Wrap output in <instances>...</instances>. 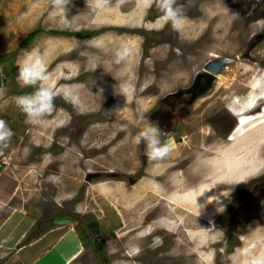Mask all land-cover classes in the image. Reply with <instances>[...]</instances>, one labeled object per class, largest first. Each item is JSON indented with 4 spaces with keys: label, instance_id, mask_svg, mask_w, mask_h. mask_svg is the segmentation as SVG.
Instances as JSON below:
<instances>
[{
    "label": "rangeland",
    "instance_id": "374dc122",
    "mask_svg": "<svg viewBox=\"0 0 264 264\" xmlns=\"http://www.w3.org/2000/svg\"><path fill=\"white\" fill-rule=\"evenodd\" d=\"M129 1L66 0L56 7L51 0H0V120L13 132L7 146L0 145V264H252L264 257V245L253 253L256 218L239 229L246 239L236 249V231L221 219L227 201L239 200V194L248 197L233 181L235 167H250L227 161L228 151L218 149L224 147V133L195 126L205 146L199 149L198 160L204 167L216 166L211 171L217 172L196 189H182L181 172L171 194L156 182L139 179L131 185L127 179L133 176L127 170L135 168L137 158L135 137L152 124L151 109L164 93L185 83L210 54H239V89L236 63H229L233 72H227L229 101L231 90L246 98L252 95L247 85L264 81L258 77L257 64L247 60L248 55L264 58V30L251 35L256 29L252 15H247L249 0H226L237 5L229 8L225 1L223 9L213 6L219 0H211L208 20L193 17L198 0H177V7L185 5L181 15L197 23L183 31L169 23L170 35L160 40L156 32L144 34L154 28L146 25L151 23L145 15L147 4L142 29L115 27L123 23L115 18L117 11L131 10L137 3ZM209 1L202 0V5ZM32 50L39 52L47 67L45 83L57 93L53 110L36 122L15 103L17 96L33 91L17 80L18 61ZM79 73L86 78L73 85ZM204 102L196 103L195 112ZM231 122L227 116L226 129ZM69 141L77 143L59 154L61 145ZM174 143L168 145L172 153L177 152ZM79 149L87 150L86 158ZM198 166L191 163L189 171L196 173ZM86 167L112 168L120 174L86 182L81 170ZM227 183L230 186H220ZM76 201L82 222L74 231L72 223L53 221L61 210L74 208ZM214 219L215 224L222 220L218 229L208 222ZM90 220L99 229L86 228ZM148 230L153 232L147 234ZM72 231L86 238L80 240Z\"/></svg>",
    "mask_w": 264,
    "mask_h": 264
},
{
    "label": "flooded vegetation",
    "instance_id": "af4514ba",
    "mask_svg": "<svg viewBox=\"0 0 264 264\" xmlns=\"http://www.w3.org/2000/svg\"><path fill=\"white\" fill-rule=\"evenodd\" d=\"M195 4L199 8L197 14H195L193 17L201 16V13H203L204 9L202 8V0H198ZM153 5L151 7L148 5L146 10L148 16L147 19L149 22L153 23L154 28L152 30H146L144 34L156 32L157 36H160L156 38L157 40L162 38L165 39V37L170 35L166 30L169 29V23L171 22L166 21L156 7L154 8L153 15L151 16L149 12L150 9L153 8ZM247 11V15H252L251 24L256 30L251 35L255 37L264 30V0H249V9ZM158 18H162L161 22L158 23V25L157 23L154 24ZM181 38H183L182 35L179 37V39L181 40ZM247 60L248 62L257 64V69L259 70L258 77L263 78L264 80V58L256 55H248ZM232 62L236 63V67L234 68L237 71L236 74L238 79L237 77L236 79L238 81L236 84H238L237 88L239 89V54L235 55L234 57H228L213 53L210 54L209 58L201 62V64L196 66V68L190 72L188 80L185 83L177 84L173 89L164 93L157 100L155 106H153L151 109V114L149 115L151 118V125L159 129L162 143L166 144L167 146L169 143H176L177 152L172 153L171 148L169 147V153L163 159L149 160L144 154V145L142 143L139 144L138 147H135V155L137 157L136 159H133L135 168L127 170V173L133 174L132 177L127 176V179L131 185H134L139 179H143L145 182L148 180V182H156V184L163 187L166 194H171L176 189L175 187H177L176 182L177 179H179L177 176L179 175L178 172L182 173L183 180L180 179L182 182V189H193V187L196 189L195 187L200 185V181L204 182L203 180L206 179V176L209 174L211 169L209 170L208 167H204L198 160L201 155V150L199 149L204 148L205 146L200 144L199 136L197 134L198 130L195 129V126L204 125L208 126L209 131L213 130L214 133L219 132L220 134L222 133V135L224 133L222 137L224 138L223 140L226 141L229 133L236 126H239V123L241 122L240 120L243 118L241 113L246 108L253 106L258 97H264V81L256 82L257 80H254L253 82H255L256 85H247V87H249L252 91L253 95H249L250 93L248 92L249 96L246 98H241L239 97L238 90H235L234 92L231 90L232 94L230 97L233 99L230 101L228 100L226 93L229 75L227 72H233V68L229 65V63ZM257 66L255 65V67ZM74 77L75 82L72 81L73 85L76 84L77 80H85L86 78V76L80 73ZM199 100H206V102L201 104L200 109L195 112V107L197 106L196 103ZM248 100L252 101L248 103ZM262 112H264V98L255 108V113ZM225 114H228L227 116H229L232 120L231 124L228 126V129H226L227 116L225 117ZM81 127L78 129V133H81L82 135L84 130L83 126ZM194 139L197 140V142H195ZM75 143L77 142L69 141L64 145H61V148H59L61 152H59V154L67 152V149L71 148V144ZM52 151L56 150L52 149ZM80 153L83 158H86L84 155L87 153V150L81 149ZM55 154L57 155V152H55ZM191 163H193V165L194 163L199 165L196 169V173H191L188 170L187 167L190 169ZM81 170L82 178L86 182H92V180L98 176H108L109 178V176H116L117 174H120L112 168L99 170L92 167H86L85 169ZM237 184H239V187L245 191V197H248L244 198L238 193L239 200L233 201L234 198H231L229 201H227L226 208L223 210L224 213H222L224 216L221 219L223 222H226L227 226H230L236 231L237 239L234 246L236 249L238 247L240 248L243 244L242 241L246 239V236H243L242 233L240 234L239 231L241 230L239 229L245 228L252 218H256L258 225H256V229L251 235V237H254L253 253H256L257 251L262 250L264 245V166L258 171L246 175L242 180L237 182ZM223 185L226 187L225 184ZM244 199L245 201H243ZM78 201L80 202L81 200ZM78 201L72 203L74 208L71 207L70 211L68 209H66V212L63 211L64 209L61 210L60 213L54 216L53 221H56L62 225H66V223H72V229L74 231V227L77 226L78 223L82 222V219H80L81 217H77L79 210L76 209V204ZM244 202L246 203L242 204ZM60 204L61 203H59V205ZM236 204H238V206L235 208V214L230 216L231 209ZM239 204H241V206L247 207H239ZM249 210H251V215L248 214ZM248 217L249 220L245 223V220ZM82 218H84V216ZM162 218L163 217H160L159 219ZM177 218L178 217H176V219ZM156 219L157 216L152 218V220ZM215 220L216 219L213 220L214 222L212 220L208 222L212 224V228L218 229L221 224L220 221L222 220H217L216 224ZM85 227L89 229L90 227L99 229L97 223L94 220L88 221ZM73 231L70 232L71 235L76 236L78 239L84 240L86 238L83 236V234H80L79 231ZM152 232L153 231L149 230L146 231L147 234ZM68 235L69 234H67V236ZM96 237L97 236L94 235L92 239L95 241ZM261 238L262 240L260 241L259 239Z\"/></svg>",
    "mask_w": 264,
    "mask_h": 264
},
{
    "label": "clouds",
    "instance_id": "9594fccd",
    "mask_svg": "<svg viewBox=\"0 0 264 264\" xmlns=\"http://www.w3.org/2000/svg\"><path fill=\"white\" fill-rule=\"evenodd\" d=\"M51 2L53 6L61 7L65 5L66 0H51ZM99 2L100 0H97V3ZM147 3L149 7L155 4L165 20L170 21L173 28L177 27L181 15V9L176 6L177 0H147ZM47 79V67L36 50L27 52L18 61L17 80L21 87H32L33 91L17 96L15 103L31 122H36L54 108L57 93L45 83ZM64 98L69 99L67 96ZM12 135L13 132L6 122L0 120V145L6 147V142ZM135 140L137 145L141 143L144 145V154L149 160L163 159L169 153V147L161 142L159 129L151 124L142 128ZM252 264H264V257L253 260Z\"/></svg>",
    "mask_w": 264,
    "mask_h": 264
},
{
    "label": "bare ground",
    "instance_id": "6f19581e",
    "mask_svg": "<svg viewBox=\"0 0 264 264\" xmlns=\"http://www.w3.org/2000/svg\"><path fill=\"white\" fill-rule=\"evenodd\" d=\"M136 1H137L136 4H135V0H130L129 1L130 3L132 2L133 5L135 4L134 7L131 10L129 9V10H126V11H122V10H118L117 11V14H115V16H116L115 18L120 20V21H123V23L116 24L115 27H120L121 26V28H128L129 31L142 29L143 23H144V19H145V16L142 14V12H143L144 6L146 4L148 5V3H147V0H136ZM225 1L226 0H219L213 6H216L217 8L218 7L219 8L222 7V9H223L226 6V2L228 3V7L229 8L232 5H234V4H235V6L237 5L236 3H230L229 2L230 0L226 1V2ZM212 3L213 2L210 0L208 3H205V4L202 5L204 7V12L200 16V18L197 19V20H201L202 18H203V20L209 18V16H208L209 12L212 11V6H210V4H212ZM209 6H210V11H209ZM118 7L122 8L120 6H118ZM184 7H185V5L178 6V8L181 9V10ZM233 8H235V11H236V7H233ZM127 11H129L127 14H125V13L123 14V12H127ZM231 11H233V10H231ZM145 15H147V10L146 9H145ZM160 19L161 18L157 19L154 22V24L157 23V25H158V23H160L161 20H162V19L161 20ZM195 21L194 22H190V18L189 17H187L186 15H184V16L181 15L180 18H179V22H178L177 27L180 28L181 31H183L187 27H193L194 23H197ZM146 25L147 26H152L153 23H146ZM104 26H109V25H104ZM101 38H105L104 35H102ZM221 78H223V77H221ZM263 98L264 97H258L256 99V101H255L253 106H251L250 108L249 107L246 108L241 113L243 118L240 117L241 118V120H240L241 122L239 123V126H236L229 133V135L226 138V141L225 140H223L224 142L220 141L223 144L224 147H221L219 145L218 149L224 150V151H228L229 158L226 157L227 161L232 162V163L238 162L239 165H241L242 163L250 165V167L245 165L246 166L245 169H241V168H239V166L235 167V169L233 171V174H235V179L233 181H235V182H239V178H242L243 176H245L249 172L248 170H251V169L255 170V168L257 166H259L261 164H264V112L255 113L256 106L258 105V103L261 100H263ZM250 101H252V100H248L247 102L249 103ZM258 110H260V109H258ZM255 121H258V122L254 123ZM251 123H254V124L252 126H250L249 128H247V126H249ZM217 139H216V141H217ZM229 142H231V143H229ZM239 152L244 153V155L242 156ZM238 154H240L241 156L240 155L238 156ZM216 156H218V154ZM214 157H215V155H214ZM238 157H239V160L237 159ZM209 160H211V159H208V162H209ZM212 160H213V158H212ZM219 160L220 159H218V161ZM243 161H246V162H243ZM212 163H214V161ZM212 163H211V165H213ZM208 164H210V163H208ZM194 165H195V163H194ZM211 165H208V166H211ZM218 166H221V163H219ZM214 167H216V166H214ZM187 168L189 170V167H187ZM208 168H209V170L213 169L212 167H208ZM214 170H215V168H214ZM215 173H217V172L210 171L209 174H207L205 181L210 179L212 177V175L215 174ZM200 182L202 183V181H200ZM225 185L226 186H228V185L230 186V184H228V183L225 184ZM220 186H223V184H221Z\"/></svg>",
    "mask_w": 264,
    "mask_h": 264
},
{
    "label": "crops",
    "instance_id": "0c3cea01",
    "mask_svg": "<svg viewBox=\"0 0 264 264\" xmlns=\"http://www.w3.org/2000/svg\"><path fill=\"white\" fill-rule=\"evenodd\" d=\"M75 253H77V252H75ZM74 255H75V254H73L72 257H73Z\"/></svg>",
    "mask_w": 264,
    "mask_h": 264
},
{
    "label": "water",
    "instance_id": "95a60500",
    "mask_svg": "<svg viewBox=\"0 0 264 264\" xmlns=\"http://www.w3.org/2000/svg\"><path fill=\"white\" fill-rule=\"evenodd\" d=\"M0 83H1V77H0Z\"/></svg>",
    "mask_w": 264,
    "mask_h": 264
}]
</instances>
